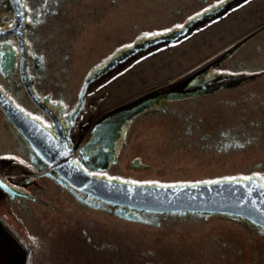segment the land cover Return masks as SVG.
Here are the masks:
<instances>
[{"label": "flooded vegetation", "instance_id": "1", "mask_svg": "<svg viewBox=\"0 0 264 264\" xmlns=\"http://www.w3.org/2000/svg\"><path fill=\"white\" fill-rule=\"evenodd\" d=\"M227 1L224 13L177 41L107 66L136 41ZM245 1L0 0V91L36 125L32 143L0 108V228L25 264H78L85 252L92 264H173L174 258L184 264H264V227L198 213L139 212L140 221H131L120 216L128 212L80 191L62 174L74 165L131 183L252 177L264 187V21L243 28L204 58L195 54L185 71L119 103L144 106L120 123L121 111L112 112L118 105L95 113L89 101L115 72L141 56L156 57ZM191 48L196 53L199 44ZM150 162L211 168L201 178L154 180L147 172L161 170ZM129 222L153 226L162 238L157 248L149 247V238L126 239L110 230L122 224L133 235Z\"/></svg>", "mask_w": 264, "mask_h": 264}, {"label": "water", "instance_id": "2", "mask_svg": "<svg viewBox=\"0 0 264 264\" xmlns=\"http://www.w3.org/2000/svg\"><path fill=\"white\" fill-rule=\"evenodd\" d=\"M228 3V1L224 2L190 18L182 24L183 27H176L168 32L136 41L132 46L116 55L112 60L113 63H109L107 66L156 44L177 41L186 36L194 27L224 13L228 8ZM101 73L102 70H98L96 75ZM131 104V102L123 103L113 108L112 112L121 111L119 123L144 108V106L131 108ZM0 108L12 125L27 140L34 143L33 132L36 125L26 119L1 91ZM62 174L80 191L113 207H118L121 212H128L127 214L120 213V216L131 221H140L137 216L139 212L176 213L179 215L198 213L204 216L212 214L231 216L264 227L262 226L264 225V187L253 180L222 179L173 185L140 184L90 175L74 165L64 167ZM0 264H25L22 251L10 243L7 234L1 228Z\"/></svg>", "mask_w": 264, "mask_h": 264}, {"label": "rangeland", "instance_id": "3", "mask_svg": "<svg viewBox=\"0 0 264 264\" xmlns=\"http://www.w3.org/2000/svg\"><path fill=\"white\" fill-rule=\"evenodd\" d=\"M261 21H264V0H246L242 2V5L240 4L235 8L233 7L223 16L209 22L195 32H191L178 44L169 46L164 51H159L156 57L154 55L149 58L148 56H141L134 65H129L115 72L116 74L112 77L111 82H104L109 84H100L97 88L98 92L94 94L93 99H89V101L92 100L94 102V105L91 106L93 107L91 108L92 111L98 113L109 107L118 105L123 101L126 102L142 90L165 81L166 79L175 77L195 63L196 59L192 60L195 54L197 57H200V59L204 58V56L206 57L209 53L231 40L237 33H241L244 30L243 28ZM202 39L204 41H202ZM196 44H199V49L194 53L191 47ZM165 61H168L167 64L169 65L165 66ZM159 64H162L160 65L161 70L156 67ZM150 163L152 164L151 168L161 170L157 174L154 172H147L148 174H146V176H150L149 179L154 180L176 179L177 177L201 178L207 176L210 170H207V168H211V165L204 166L203 163L197 164L196 162ZM212 166L218 168L215 163ZM216 221H218V219ZM129 223V227L135 233L133 235H131L130 231H124L121 227L125 226L122 224L118 226L113 225L110 230H117L118 235L124 236L126 239L136 237L144 241L146 238H149L151 241L149 247L157 248L153 245H158L162 238L160 234L154 233L152 230L153 226L144 227V225L137 222ZM46 226H48V224ZM167 233L168 238L171 237L170 239L174 241L176 237L172 236L171 231ZM131 258L129 257L127 259L131 260ZM195 258L199 260V257ZM202 260L203 258L201 256L200 261ZM121 263L126 264L125 261Z\"/></svg>", "mask_w": 264, "mask_h": 264}, {"label": "trees", "instance_id": "4", "mask_svg": "<svg viewBox=\"0 0 264 264\" xmlns=\"http://www.w3.org/2000/svg\"><path fill=\"white\" fill-rule=\"evenodd\" d=\"M120 251H121V246H120ZM103 254H104V252H103ZM86 255H87V252H85V253L82 254L81 259H80V261H79L78 264H92V262H87L86 263ZM123 255H125V254L121 253V256H123ZM172 262H173V264H184L183 263L184 261H181V258H174V261H172ZM96 264H113V262H109L107 260H104L102 262L101 261L100 262H96Z\"/></svg>", "mask_w": 264, "mask_h": 264}, {"label": "snow or ice", "instance_id": "5", "mask_svg": "<svg viewBox=\"0 0 264 264\" xmlns=\"http://www.w3.org/2000/svg\"><path fill=\"white\" fill-rule=\"evenodd\" d=\"M178 27H183V26L182 25H178ZM153 35H155V34H153ZM231 179H235V178H231ZM245 179L251 180L252 177H245ZM253 203H255V202L253 201ZM262 226H264V225H262Z\"/></svg>", "mask_w": 264, "mask_h": 264}]
</instances>
